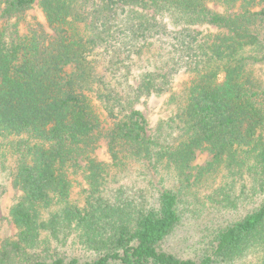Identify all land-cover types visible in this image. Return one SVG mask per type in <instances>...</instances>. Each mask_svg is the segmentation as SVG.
Returning a JSON list of instances; mask_svg holds the SVG:
<instances>
[{"label":"trees","instance_id":"trees-1","mask_svg":"<svg viewBox=\"0 0 264 264\" xmlns=\"http://www.w3.org/2000/svg\"><path fill=\"white\" fill-rule=\"evenodd\" d=\"M37 3L52 34L36 19L23 28ZM210 27L217 32L202 30ZM260 69L264 0H0V170L21 193L10 210L19 235L0 245V264H236L253 250L264 264ZM180 73L189 83L182 98L171 97L177 114L150 134L134 104L169 92ZM102 150L120 171L143 163L161 177L150 201H127L123 187L116 200L105 195ZM198 152L211 160L194 167ZM172 170L181 181L170 180ZM82 171L90 185L84 206L72 201ZM221 176L248 182L237 204L261 202L213 227L195 258L164 250L189 191ZM228 186L221 206L236 208ZM49 228L55 236L80 230L96 258L29 257Z\"/></svg>","mask_w":264,"mask_h":264},{"label":"rangeland","instance_id":"rangeland-1","mask_svg":"<svg viewBox=\"0 0 264 264\" xmlns=\"http://www.w3.org/2000/svg\"><path fill=\"white\" fill-rule=\"evenodd\" d=\"M219 11H222L219 9ZM36 19L42 23L47 32L52 34L45 14L43 13L39 3H37L32 10H30L23 22V28L26 27L29 20ZM204 32L216 33L217 28H204ZM259 75H263L262 69L258 70ZM138 71H135L134 78L130 85L136 88L138 85ZM189 77L184 73H180L172 82L169 92L162 95H152L150 98H143L134 104V108L141 111L148 120L149 133L154 134L160 124H165L171 117L177 114L176 104L171 101L172 95L176 98H182L188 87ZM121 96H124L126 101V91L122 88L119 89ZM96 104H99L96 101ZM96 158L98 161L105 164L109 168V178L107 181V197L111 200H116V191L119 188H125L127 201L136 199L138 203H145L150 201L152 195L156 193L153 190L152 184L157 185L160 176H155L151 171L149 172L148 166L143 163H133L126 171H120L113 166V162L106 152L102 150L97 153ZM211 160V155L208 152H198L197 158L192 166L199 167L205 165ZM161 169V168H160ZM9 170H0V245L5 240L14 241L18 238L19 230L14 225L10 210L16 205L21 197L19 190L15 189L11 182ZM170 180L177 183L180 177L176 171L172 170L169 174ZM149 180L153 183L149 184ZM178 179V180H177ZM182 178H180L181 181ZM192 181V180H191ZM109 182V183H108ZM229 185V193L232 201H236L240 197V192L243 186L248 185V182L241 181H227L224 177L209 179L207 184L200 187H193V191H189L187 196V203L185 205V216L180 228L172 235L164 245V250L174 253L182 258L192 259L200 254L204 247L205 235L210 234L215 226L226 225L231 221L238 220L250 210V207H256L261 202V197L256 196L252 199H245L243 203L237 204L236 208H225L221 206L224 201V196L221 194V187ZM90 185L87 182L84 172H80L76 176V189L72 197V201L84 206L86 197L88 196ZM244 190H247L246 188ZM87 192V194H86ZM193 192V193H192ZM247 197L251 196L248 190ZM225 199V198H224ZM248 201L251 203L248 204ZM233 203V202H232ZM231 203V204H232ZM250 208V209H249ZM45 223L50 220V215L45 213L43 216ZM48 224V223H47ZM51 228L43 230L36 242L35 249H28V255L31 258H50L59 253L67 260L78 259L81 262L93 261L97 254L94 249H90L86 245L84 239L81 240L79 235L82 233L80 230L71 231L65 230L55 236ZM85 233V232H84ZM58 252V253H56ZM260 253L251 251L246 257L237 261L236 264H259Z\"/></svg>","mask_w":264,"mask_h":264}]
</instances>
